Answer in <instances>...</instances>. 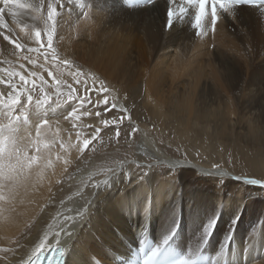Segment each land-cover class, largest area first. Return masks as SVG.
<instances>
[{
    "label": "bare ground",
    "instance_id": "1",
    "mask_svg": "<svg viewBox=\"0 0 264 264\" xmlns=\"http://www.w3.org/2000/svg\"><path fill=\"white\" fill-rule=\"evenodd\" d=\"M65 2L73 10L59 18L53 47L61 59L71 61L85 74L81 79L87 78L90 86L98 77L119 96L115 100L118 110L121 106L127 109L130 127L141 134L133 142L132 155L141 163L156 164H120L108 172L100 170L107 150L114 148L105 145L106 139L97 142L102 131L112 128L101 120L119 122L125 115L122 111L113 108L107 114L104 104H97L90 115L75 122V128L62 116L56 123L49 113L52 132L66 146L77 147L62 151L56 143L42 148L50 155L51 167L34 186L20 189L15 211L4 214L8 220L0 216V247L19 248L17 255L7 253L9 260L0 259V264H17L21 257L28 259L58 243L66 246V264H117L118 258L132 255L146 236L159 247L175 230L178 233L171 246L180 256L192 254L204 264H264V215L256 209L263 202L264 188L243 183L245 178L259 179L255 176L264 174V111L260 113L264 89L255 77L246 79L249 69L264 68L261 10L243 6L236 9L235 16L219 12L215 32L209 23L207 34L198 38L187 20L164 30L166 0L145 7L133 6L129 0ZM80 4L85 5L83 10ZM0 8L4 23L26 46L20 55L27 54V47H37L27 30L20 31V25L38 22L20 15L24 10L11 3ZM0 31L12 35L6 29ZM13 51L0 37V68L24 75L36 71L51 83L48 72L39 67L45 63L43 57L31 54L37 58L33 67L12 55ZM21 63L24 69L19 68ZM47 68L55 75L50 62ZM68 71L65 67L63 79L80 95L82 84L75 83ZM0 77L7 79L4 72ZM15 80L19 84V78ZM0 91L6 94L9 89L0 84ZM47 91L53 93L51 88ZM55 101L53 95L52 106ZM69 110L71 105L62 103L57 113ZM97 111L100 116L95 115ZM142 120L165 132H176L175 145L218 155L224 166L172 157L148 127L140 124ZM37 122L33 117L29 128L33 136ZM96 127L101 128L99 136L81 153L76 133L80 132L81 139H91ZM200 131L208 133L207 141L191 138L202 134ZM102 142L105 146H100ZM64 159L70 163L65 165ZM236 169L250 172L252 177ZM145 172L148 174L140 180ZM212 223L214 228L206 237L204 230ZM41 240L44 245L38 246Z\"/></svg>",
    "mask_w": 264,
    "mask_h": 264
},
{
    "label": "snow or ice",
    "instance_id": "2",
    "mask_svg": "<svg viewBox=\"0 0 264 264\" xmlns=\"http://www.w3.org/2000/svg\"><path fill=\"white\" fill-rule=\"evenodd\" d=\"M0 2L5 6L11 3L16 8L23 9L24 11L20 15L28 16L31 20L38 22L20 25V31L25 32L27 30L28 38L34 39L35 45H37V47H27V54L20 55L26 46L15 36L13 30L9 29L7 24L4 23L2 16L3 8H0V29H6L7 32H12V35H9L5 31H0V37H3L5 41L13 46L14 51L12 55H16L19 60H27L33 67L37 66V58L31 54H37V56L43 57L45 63L40 64L39 67L47 71L48 76L51 78V83H49L36 71H28V74L24 75L22 72L12 70L11 68H0V72H4L7 75V79L0 77V84L5 85L9 89L6 94L0 91V138H3L4 141V146L0 147V216L8 220L9 216L4 214L15 211L16 197L20 189L27 190L28 187L34 186L42 178L44 170L52 165L50 155L42 152V148L49 149L50 146L56 143H59L62 151H67L69 147H77L76 144L71 143L66 146L65 142L60 140L58 134L52 132L51 128L48 127L52 122L49 113H51L52 117L56 118V123L59 122V116H62L64 120L72 121V126L75 128V122L79 121L81 116L91 114L87 109V105L92 104L93 101L88 93H106L109 89L104 81L99 80L98 77L92 81L93 86L89 88L87 86L88 79H81L85 74L79 68H75L71 61L61 59L53 47V40L57 33L59 18L65 11L71 13L73 10L71 7L66 6L65 0H31L30 3H25L23 0H0ZM71 2L72 0H67L68 4H71ZM145 2L150 6L155 4L156 0H145ZM242 6L256 7L264 14V0H167L164 30L170 31L175 24L187 20L194 35L199 38L207 34L209 23L212 32H215L220 19L219 12L226 13L229 16H235L236 9ZM88 7L90 6L88 5ZM80 8L83 10L85 5L80 4ZM13 15L15 16L16 13H13ZM83 15H87V12H83ZM39 24H42L43 28L39 27ZM49 62L56 70L55 75L47 68ZM65 67L69 69L68 74L72 76L75 83L84 85V95H77L76 89L63 79ZM19 68L24 69V64H19ZM16 77L19 78V84L15 80ZM49 88L53 89V93L47 91ZM53 94L56 97L55 106H52L51 103ZM112 99L115 100L114 94L112 95ZM73 101L76 103H73ZM62 103L70 104L71 110L66 113H57V108ZM96 103L107 105L109 103L108 97L105 96L102 101H97ZM116 107L117 105L112 103L106 111L110 112ZM81 109H84V111L81 112ZM119 111L125 113L120 118L121 121L126 118L130 119L127 116V109L123 108V106L119 108ZM78 112L80 113L79 115L77 114ZM95 115L100 116L101 113L97 111ZM33 117L38 120L35 124L34 136L29 130ZM101 123L105 127L116 125V136H120L119 122L115 118L101 120ZM88 127H92V125H88ZM136 131V128H132V133ZM100 132L101 128L96 127L91 139H81L80 132H77V143L80 145L79 151L83 153L85 149H88L92 141L97 139ZM57 158L59 159V157ZM69 163L70 161L68 159H64L65 165ZM34 165H37L35 171H33ZM214 167L219 166L214 165ZM65 171H67V168H65ZM147 174L145 172L140 177V180H143ZM243 183L264 188V178H245ZM105 187L109 188L110 184L105 182ZM148 210V207H145L144 212L146 216ZM86 211L87 209H85ZM80 215L83 216L84 213ZM213 228L214 223L209 224L205 228L206 237L211 233ZM56 235L59 237V232ZM67 235L71 236L72 233L67 232ZM47 236L48 233H45V240ZM170 239L171 236L166 237L162 242V246L151 248L146 252L142 246V252H145L142 264H201L200 258L192 254L174 257L167 256L163 246H166ZM13 243L19 244L18 241H13ZM43 245L44 240H41L38 246ZM18 251L19 248L0 247V253L4 254L0 256V259L9 260L7 253L11 252L15 256L18 254ZM56 251L60 255V264H64L65 250L58 248ZM41 255L43 253L36 255L35 259L39 261ZM162 256L163 259H161ZM30 259L31 257L29 259L21 257L17 261V264H30Z\"/></svg>",
    "mask_w": 264,
    "mask_h": 264
},
{
    "label": "rangeland",
    "instance_id": "3",
    "mask_svg": "<svg viewBox=\"0 0 264 264\" xmlns=\"http://www.w3.org/2000/svg\"><path fill=\"white\" fill-rule=\"evenodd\" d=\"M258 66L259 65L256 66V69H249L248 70L250 76L246 79H247V81H249L251 79V77H255L256 78L255 79L256 84L261 83L260 85L264 89V80H263L264 79V68L258 69ZM142 69H143V67H142ZM87 86L89 88L92 87V86H90V84H88ZM84 94H85V87L82 84L81 88H80V95H84ZM88 95L90 96L91 100L93 101V103H92L93 105L92 104L87 105L90 108L88 110H92V108H95L97 106L96 102L102 101L103 98L105 96H107L109 103L107 105L104 104V106H103V112L107 113V114H110L113 112L112 111H110V112L106 111V109L108 107H110L112 103L116 104V101L120 100L118 95H115L116 101L112 99L113 93L110 89L106 93L90 92V93H88ZM262 96H261V101H264V93ZM262 98H263V100H262ZM99 104H101V103H99ZM262 104L264 106V103L261 102V106H262ZM263 108L264 107H261L260 110H262ZM115 109L117 111L118 106ZM263 111H264V109L262 111H260V113L263 114ZM119 112H121V111H119ZM122 114H125V113L123 112ZM117 117H119V116H117ZM121 123H123V124H121ZM125 123H128L129 126H127V124H125ZM129 123H131V122H129L127 119L126 120L123 119L122 121L121 120L119 121V128H120V136L119 137L116 136V125H111L110 127H112V128L108 129L109 128L108 127L107 130L102 131L103 133L101 134L100 138L97 140V142H101V140L106 139V144L104 142H102L100 144V146H103L105 144V145H109V146H112L115 148V150H114V148L112 150L110 149L111 151L107 150L108 153L104 156L103 161H101L102 167L100 168V170H102L103 172H105V170H106V172H108L109 170H113L114 168H116L120 164H125V165L126 164L127 165L128 164H131V165L136 164V165H140V167H149L150 165L156 164V163H148V164L147 163H141L139 161V159H136L132 155L133 142H134V140L135 141L139 140L141 138V134L137 128H136L137 131L135 133H132V128H131L132 126ZM140 124L148 127V131L152 134V137L154 139H156L158 141V143L160 144V146L172 157H174L176 159H185V160H190V159H194V160H198V161L200 160L202 162H206V163L210 164L213 167H214V165H218L220 168H222L224 166L223 162L220 160L218 155L210 156L209 155L210 153H203L201 149L194 147V146L193 147H186L183 145H181V146L175 145L174 142L176 140H178L177 138L179 137V135L176 132H171V131L165 132L164 130L157 128L158 126H156V124L152 123L151 121L142 120V121H140ZM154 127H155V129H154ZM153 130H155V131H153ZM106 132H108V133H106ZM200 132L202 134H199V136L191 135V138H195L197 141H200V142L207 141L208 138H206V136L208 135V133L202 132V131H200ZM104 133H106V134H104ZM130 133H131V135H129ZM186 140H190V139H186ZM235 171L236 172H244V173H246L247 177H252V176H250V175H252V173L247 172L243 169H236ZM258 176L264 177V174L255 176L259 179H262ZM262 201H263V202H261L262 204L260 206H256V209L259 208L258 212L262 211L260 214L264 215V206H263L264 197H262ZM257 215H259V214L256 213V216Z\"/></svg>",
    "mask_w": 264,
    "mask_h": 264
}]
</instances>
